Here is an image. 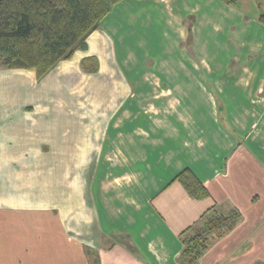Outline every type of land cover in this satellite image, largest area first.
Listing matches in <instances>:
<instances>
[{"label": "crops", "instance_id": "crops-1", "mask_svg": "<svg viewBox=\"0 0 264 264\" xmlns=\"http://www.w3.org/2000/svg\"><path fill=\"white\" fill-rule=\"evenodd\" d=\"M262 12L121 0L42 78L0 63V264H180L211 207L240 219L199 264H263Z\"/></svg>", "mask_w": 264, "mask_h": 264}, {"label": "trees", "instance_id": "trees-1", "mask_svg": "<svg viewBox=\"0 0 264 264\" xmlns=\"http://www.w3.org/2000/svg\"><path fill=\"white\" fill-rule=\"evenodd\" d=\"M121 0H0V63L9 68H31L38 78L45 76L61 59L86 47L88 35L97 29L113 5ZM237 4V0H224ZM260 19L264 22V12ZM88 59L84 62L87 68ZM179 179L192 197L209 195L208 188L192 169ZM240 212H219L209 208L199 222L181 234L180 264H199L211 244L231 231ZM264 264V263H263Z\"/></svg>", "mask_w": 264, "mask_h": 264}, {"label": "rangeland", "instance_id": "rangeland-1", "mask_svg": "<svg viewBox=\"0 0 264 264\" xmlns=\"http://www.w3.org/2000/svg\"><path fill=\"white\" fill-rule=\"evenodd\" d=\"M217 30V33H216V41H217V44H224V40H223V37H224V35H223V30L222 29H216ZM223 47V46H222ZM225 47H223V49H224ZM218 49H220V46H219V48ZM222 50V49H221ZM221 50H219V51H221Z\"/></svg>", "mask_w": 264, "mask_h": 264}]
</instances>
